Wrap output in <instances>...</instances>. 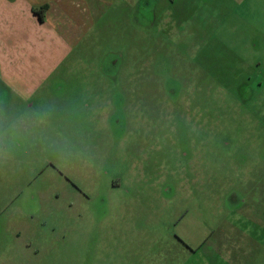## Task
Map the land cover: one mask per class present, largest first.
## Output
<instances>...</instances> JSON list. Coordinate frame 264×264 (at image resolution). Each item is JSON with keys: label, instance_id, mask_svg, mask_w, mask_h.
I'll return each instance as SVG.
<instances>
[{"label": "rangeland", "instance_id": "374dc122", "mask_svg": "<svg viewBox=\"0 0 264 264\" xmlns=\"http://www.w3.org/2000/svg\"><path fill=\"white\" fill-rule=\"evenodd\" d=\"M85 1L0 156V264H264V0Z\"/></svg>", "mask_w": 264, "mask_h": 264}, {"label": "crops", "instance_id": "0c3cea01", "mask_svg": "<svg viewBox=\"0 0 264 264\" xmlns=\"http://www.w3.org/2000/svg\"><path fill=\"white\" fill-rule=\"evenodd\" d=\"M84 4L88 2L0 0V156L12 149L27 147L31 142L32 129L24 126V117H27L28 111L32 112L35 106L34 96L38 92L42 96L44 89L48 91L47 82L56 83V81L50 80L49 73L45 77H34L29 70L43 69L44 66L47 68L52 63L58 66L70 56L71 48H75L76 44L74 39H70L71 43H69V38H66L65 23L60 21L61 15L64 17L67 9V13L75 12L76 18L72 16L75 20H81L80 5ZM45 7L46 10L42 13ZM74 22L75 27L81 25L77 23L79 21ZM79 28L81 29V26ZM66 51L67 54L64 53ZM19 121L22 122L21 126ZM2 177L0 174V179ZM5 178H8V183L4 188H0V218L3 214L7 217L5 223H1L0 235L5 231L18 239L30 238L28 229H19L14 222L18 212L16 208L8 206L12 209L8 211L7 207L2 206L3 197L6 200L13 196L11 179H9L12 176L7 175ZM20 215L27 216V213L20 210ZM231 240L233 238L229 241ZM222 249H228V245L219 244V250ZM225 258L230 260L229 257Z\"/></svg>", "mask_w": 264, "mask_h": 264}, {"label": "trees", "instance_id": "16d2710c", "mask_svg": "<svg viewBox=\"0 0 264 264\" xmlns=\"http://www.w3.org/2000/svg\"><path fill=\"white\" fill-rule=\"evenodd\" d=\"M46 10V7L45 8H43V10H42V13H44V11Z\"/></svg>", "mask_w": 264, "mask_h": 264}]
</instances>
